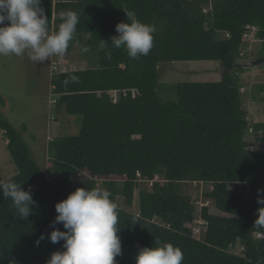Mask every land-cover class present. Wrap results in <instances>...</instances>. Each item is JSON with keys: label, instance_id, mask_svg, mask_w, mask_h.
I'll return each instance as SVG.
<instances>
[{"label": "trees", "instance_id": "1", "mask_svg": "<svg viewBox=\"0 0 264 264\" xmlns=\"http://www.w3.org/2000/svg\"><path fill=\"white\" fill-rule=\"evenodd\" d=\"M190 3L43 0L48 29L54 32L63 13L75 12L79 17L66 52L73 49L77 34H87L82 49L90 50L82 53L95 52L98 60L95 67L60 71L52 79L60 106L81 117L77 133L50 143L55 177L40 167L22 134L0 117L17 165L16 173L4 183L15 182L24 190L31 187L37 202L24 220L11 199L0 195V264H46L53 252L64 250L63 241L53 244L47 237L57 215L55 204L75 191L69 184L73 178L87 177L86 189L103 181L113 202L122 194L132 203L138 173L154 181L153 189L140 192V215L117 207L122 248L117 264H135L139 249L155 247L157 242L179 247L182 264H264V229L254 227L257 209L264 206L257 203V190L264 189V148L248 149L245 140L250 127L255 133V128L264 130V124L253 127L247 121L237 75L244 67L236 63L241 49L247 47L242 41L247 24L260 28L261 41L255 43L259 48L251 56L262 58L258 55L264 52V0H215L206 14L191 13ZM127 11L155 27L147 56L132 59L110 41L117 35L116 24L126 21ZM101 40L107 42L103 49ZM200 60L220 61L221 80L180 81L176 97L163 100L158 64ZM261 89L264 92L263 85ZM160 174L165 182L155 181ZM194 175L211 184L206 196L224 214L212 215L204 207L200 237L187 226L196 222L191 199L180 194L176 185ZM88 179L92 182L86 185ZM240 183L247 184L248 190L230 191L232 184ZM259 195L264 197V192ZM55 227L65 230L62 224ZM41 234L45 239L37 245ZM239 243L243 255L231 252Z\"/></svg>", "mask_w": 264, "mask_h": 264}, {"label": "clouds", "instance_id": "2", "mask_svg": "<svg viewBox=\"0 0 264 264\" xmlns=\"http://www.w3.org/2000/svg\"><path fill=\"white\" fill-rule=\"evenodd\" d=\"M43 0H0V56H24L34 63H44L53 56H63L77 31L79 17L75 12L62 14V23L52 34L48 31ZM112 45L123 48L132 59L147 56L153 47L155 27L139 21L134 11L126 12V21L116 24ZM106 41L101 40L103 49ZM90 49L84 47L83 52ZM110 58V53H107ZM248 63V62H247ZM73 80L76 77H72ZM257 203L264 205L258 189ZM0 195L11 199L17 215L27 220L37 203L31 187L24 190L15 182H0ZM111 193L100 188H77L66 199L55 204L57 215L48 235L51 243L63 241V251L51 254L46 264H117L122 255L117 235V205ZM62 224L63 229L55 227ZM254 227L264 229V207L257 209ZM41 234L37 245L44 240ZM182 250L171 243L157 242L155 247H142L135 256V264H182Z\"/></svg>", "mask_w": 264, "mask_h": 264}, {"label": "rangeland", "instance_id": "3", "mask_svg": "<svg viewBox=\"0 0 264 264\" xmlns=\"http://www.w3.org/2000/svg\"><path fill=\"white\" fill-rule=\"evenodd\" d=\"M188 1L191 2L189 6V11L191 13H196V14L198 13L206 14L208 11H211L212 6L215 3V0H188ZM82 37L83 38L87 37V35L78 34L77 40H79ZM83 43L80 40L76 45H74L73 49L70 52H65L63 56L51 57V58L59 57L64 59H63V65L59 66V68L55 71L52 69V71L49 74H52V76H56V74L60 72V70L68 71L70 69L90 66L91 64L84 63L85 61L84 59L92 55L97 56V54L95 52H89L83 54L82 53ZM254 44L255 43L251 45L247 44V47L248 46L251 47L250 50L252 51V52L251 51L248 52L247 55L244 57V59H246L248 63H252L253 61L256 60L253 59L251 55L252 53L255 52L257 48H259V46L255 48L256 44L255 45ZM259 53H257V55ZM253 56L255 57V55ZM263 56H264V52L262 51L260 55H258V57L263 58ZM46 62L34 63L28 59L26 54L20 57L15 55H10L6 57L0 56V82L7 81L6 84L3 86L2 92H0L1 93L0 103L6 105L7 101L9 102L11 101V104L15 106V108L11 113L7 111L6 116H8L10 120L12 119L13 123L14 120L17 123H19L20 126H17L16 122L14 124H16L15 126L17 127V129H19L18 131L20 133L21 132L28 133V135L27 133L22 135L24 137L25 142L30 147L33 157L38 162L40 167L46 171L47 175L53 178L56 176V174L53 172L51 167L52 153L50 151L49 146H46L44 149L42 148L43 147L42 143L44 144V146L46 144L45 130L47 128L48 120L53 114H55L54 111L55 108L54 106H51V102H50L54 97V95L49 90L50 81L47 82V87L45 85L46 82L45 74H47ZM72 62L74 64H72ZM216 62L214 61L209 62L206 65L199 64V61H174L173 64L172 62L159 63L158 64V72L160 78L159 87H160V95L162 99L171 100L176 97L178 82L191 81L193 79H196L198 75H192L191 72L185 70L187 67H200V66L210 67L216 65L213 64ZM260 65H252L251 68L253 69L249 68L248 70L241 72L242 74H244L245 77L243 84L249 85L250 83L254 84V82H256L255 84L256 86L252 85V87H250L252 89L254 86V91H255V93L253 92L254 94L252 100L250 101L251 105L246 106L244 103L248 101L249 95L251 97L252 93L250 94L247 93L248 96L246 95L243 100V107L246 110V112H249V114L247 113V121L250 123V126L253 127L256 126V122L254 121L264 124V92L261 89V86L262 85L264 86V66H260ZM24 70L26 75L27 72L37 73L38 75L37 81L34 83V86L29 83L28 85L26 84L25 87V84L22 83L21 88L20 89L16 88V90L14 91L13 88L17 86V80H18L17 76L25 77L24 73L23 75L20 74L21 71L24 72ZM199 76L202 75L199 74ZM219 79L220 77L218 75H214V72H212V77L209 78L208 80L218 81ZM4 94L5 95L12 94L13 96L9 97L10 99H6V96H3ZM250 110L251 111L253 110L252 115H250ZM68 116L70 118L74 117L73 121H76L77 123L79 122L78 120L81 119V117L77 115H68ZM12 117H14L15 119ZM66 119L68 118L62 116V120L65 125L67 122ZM77 123H74V125L71 126L70 129L67 130L65 133L67 135L74 134L72 128L75 125H77ZM65 133L60 132L59 134L66 135ZM57 134L58 133L55 134L54 132V135ZM253 137H255L256 140L255 141L256 148L254 150H259L261 147L264 148V130L259 131L257 130V128H255V133L253 134ZM250 140L251 137L250 135H248L246 137V142L250 144ZM7 141L8 139L6 138L4 130L0 127V182L6 181L8 178L12 177L17 171V165L8 150L6 143ZM86 178L87 177H84L82 174H80L77 177L73 178L69 182V184L74 189L81 187L84 188L83 180H85ZM162 178H164V176L160 174V179ZM90 182L92 181L89 179L85 181L86 185ZM153 183H154L153 181L139 182L138 188L135 190V198L132 201V203H128L126 197L123 196L122 194L117 195L114 203L117 205L118 208L124 211L134 214L140 213V204H139L140 192L152 191ZM176 185H177V190L180 194L185 195L191 199L193 208L195 210L196 220L200 217V215H202L201 213L204 207H207L209 213L212 215H220V216L224 215L222 212H220L217 209L214 200L206 196V193L211 191L212 186L210 183L202 182L196 177V175H194L188 177V179L186 180L177 182ZM119 186L121 185L119 184ZM93 188H100L103 190H107V186L103 181H95L92 184V187L89 188V190ZM239 189L248 190V186L247 184L240 183V184H232L230 187V191H236ZM154 222L158 224H162V220L159 218H155ZM196 222L188 223L187 226L193 229V227H196L197 225ZM258 238L260 237L258 236ZM231 252L235 254L243 255L244 247L241 243H239L236 247L231 249Z\"/></svg>", "mask_w": 264, "mask_h": 264}, {"label": "crops", "instance_id": "4", "mask_svg": "<svg viewBox=\"0 0 264 264\" xmlns=\"http://www.w3.org/2000/svg\"><path fill=\"white\" fill-rule=\"evenodd\" d=\"M53 29H48L49 31V34H52L54 33V31H52ZM51 32V33H50ZM83 35H87V34H83ZM78 36V34H77ZM89 36L87 35V37H82L80 38L79 40L76 41L75 45L81 40V42L85 43L87 40H88ZM77 39V37H76ZM83 43V44H84ZM82 44V45H83ZM64 59V58H63ZM87 59V60H86ZM86 59H84V63L86 64H91L90 66H85L83 68H75V69H88V68H92V67H95L97 66V56L95 55H92V56H88L86 57ZM83 60V59H82ZM216 62L217 60H200L199 61V64L201 65H206L207 63L209 62ZM245 61L247 62V60L245 59ZM245 61L243 62V64H241L240 66H243L244 69L242 71H245V70H248L249 68L250 69H253L250 67H247V66H244L246 63ZM51 62H52V58H49V60L46 62V65H47V74H45V77H46V82H45V85L47 87V82L50 81V85H49V90L51 91V93L54 95V97L52 98V100L50 101L51 102V106H54L55 108V114H53L49 120H48V123H47V128L45 130V136H46V144L44 146V144L42 143L43 145V149L46 147V146H49L50 148V143L53 141V139H56L64 134H59L60 132H63L65 133L67 130L70 129L71 126L74 125V123H77L76 121H73L74 117L70 118L68 115H71V114H68L65 112V109L63 106H60L58 100H59V97L56 93H54V90H53V86H52V79L55 77V76H52V74H49L51 71H52V68H51ZM72 64H74L72 62ZM173 64V62H172ZM213 64H216V65H213V66H200V67H187L185 70H188L189 72H191L192 75H198L196 77V79H193L191 81H211V80H208L209 78L212 77V72H214V75H218L220 77L219 80H221L222 78V63L220 61L216 62V63H213ZM36 66V65H35ZM260 66H264V64L260 65ZM46 67V66H45ZM75 69H70V70H75ZM23 73L25 74V70L24 72L21 71V75H23ZM15 74V73H14ZM202 75V76H199ZM208 74V75H206ZM211 74V75H209ZM28 75V76H27ZM27 75L25 74V77H22V76H17V86L15 88H13V90L15 91L16 88L17 89H20L21 88V85L22 83L25 84V87H26V84L28 85L29 83L32 84L34 86V83L37 81V73H33V72H27ZM57 75V74H56ZM50 77V78H49ZM244 78L243 77V81H244ZM218 80V81H219ZM7 81H3V82H0V92H2V89H3V86L6 84ZM256 82H254L253 85H255ZM256 86V85H255ZM11 90V89H10ZM255 93L254 91V86L253 88L248 92V94L252 93L251 94V97L249 95V99L247 102H245L244 104L247 106H250V101L252 100V97H253V94ZM1 94V93H0ZM247 95V94H246ZM3 96H6V99H10L9 97H12L13 95L12 94H4ZM248 96V95H247ZM54 100H56V102H54ZM15 108L14 105L11 104V101H7L6 102V105L0 103V117H3L4 119L8 120L10 123H12V125L17 129V127L15 126L17 124V126H20L19 123H17L15 120H14V123L16 122V124L13 123L12 119L10 120V118L8 116H6V113L7 111H9V113H11L13 111V109ZM11 110V111H10ZM249 114V112H247ZM68 114V115H67ZM253 114V110L251 111L250 110V115ZM62 116H65L66 118V125L64 124L63 120H62ZM15 117V116H14ZM12 117V118H14ZM15 119V118H14ZM252 119V118H251ZM253 120V119H252ZM79 122L77 123V125H75L72 130L74 131V134L77 133L81 127V119L78 120ZM256 123H258L257 121H254ZM19 130V129H17ZM32 130V129H31ZM54 132L55 134L58 133L57 135H54ZM5 133V132H4ZM27 133V132H25ZM24 132H21V134H25ZM66 134V133H65ZM22 135V136H23ZM28 135V133H27ZM67 135V134H66ZM51 140V141H50ZM8 144V141L6 142Z\"/></svg>", "mask_w": 264, "mask_h": 264}, {"label": "built area", "instance_id": "5", "mask_svg": "<svg viewBox=\"0 0 264 264\" xmlns=\"http://www.w3.org/2000/svg\"><path fill=\"white\" fill-rule=\"evenodd\" d=\"M259 30H260V28L257 25H254V24L245 25L244 31L242 34L243 43L251 45L253 43L260 42L261 39L258 37ZM229 36H230L229 33H227V37H229ZM250 49H251V47H249V46L243 47L241 49V51L239 53V57H238L237 62H236L237 64H240V65L243 64V62L245 61L244 57L247 55L248 52L251 51ZM245 63H246V61H245ZM61 65H63V58H59V57L58 58H52L51 68L54 71L57 70L59 68V66H61ZM237 75L239 77V80L241 81L240 92L243 95V99H244L246 94L251 90L250 87H252L253 83H250L249 85L243 84L244 83V81H243L244 74L238 72ZM54 102H56V100H54ZM253 134H254V130L252 127H250L248 135H250L251 140H250V144L248 146V149H255L256 148V145H255L256 140H255V137H253ZM245 140H246V138H245ZM142 181L147 182V181H152V180L145 179L142 177L141 173H138L137 174V182L139 183ZM155 181L165 182L166 180L164 178L160 179V176H156ZM212 189H213V187H211V190ZM138 215H140V213H138ZM196 221L198 223L196 222L197 225H196V227H193V229L195 228L194 229L195 235L200 237L202 234V231H203V225L205 224V220L200 218ZM258 236H262V234H258Z\"/></svg>", "mask_w": 264, "mask_h": 264}, {"label": "water", "instance_id": "6", "mask_svg": "<svg viewBox=\"0 0 264 264\" xmlns=\"http://www.w3.org/2000/svg\"><path fill=\"white\" fill-rule=\"evenodd\" d=\"M262 63H264V58L257 59L255 61H253L252 63H246L244 66L250 67L252 65H260ZM239 66H240V64H237V67H239Z\"/></svg>", "mask_w": 264, "mask_h": 264}]
</instances>
